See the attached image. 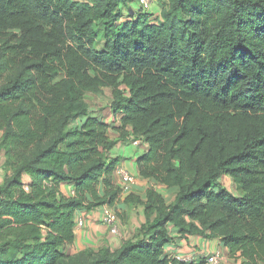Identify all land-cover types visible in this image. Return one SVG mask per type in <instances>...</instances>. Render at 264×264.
Here are the masks:
<instances>
[{
	"label": "trees",
	"instance_id": "trees-1",
	"mask_svg": "<svg viewBox=\"0 0 264 264\" xmlns=\"http://www.w3.org/2000/svg\"><path fill=\"white\" fill-rule=\"evenodd\" d=\"M132 2L0 0V264H204L165 255L171 231L264 264V0ZM103 88L119 139L147 145L138 178L170 202L122 198L86 101ZM121 201L142 207L131 238L70 250L76 210Z\"/></svg>",
	"mask_w": 264,
	"mask_h": 264
},
{
	"label": "crops",
	"instance_id": "crops-1",
	"mask_svg": "<svg viewBox=\"0 0 264 264\" xmlns=\"http://www.w3.org/2000/svg\"><path fill=\"white\" fill-rule=\"evenodd\" d=\"M151 7V9L154 8V6ZM106 93L109 100H104L103 106L101 105L102 111L96 112L95 109L90 110L92 114L109 124V135L115 140V144L108 152V156L111 158H117V165L124 167L129 173L136 177L135 184L125 186L117 176H114L115 182L122 188V198L129 193H133L143 199L146 190L154 187L157 191L164 194L167 201L170 202L174 195V190L167 189L161 185H155L152 181L140 180L138 178L136 160L146 151L147 145L144 142H142L141 145H135L133 143L134 139L130 135L126 136L125 140L119 139V134L114 129V127L118 126V117L114 118L109 108V102L111 100L110 89L103 88L102 92L95 96H100ZM24 181L26 183L27 178H25ZM59 191L65 196H71L73 192L72 184L67 182L61 183L59 185ZM115 209L118 218L119 216L122 218V220L120 219V222H118L120 225L118 236H112L108 232L107 227L103 225L101 220L102 207L90 210L86 208L76 210L75 219L82 218L84 223L82 226L75 228L74 242L69 247L70 250L78 251L87 248L97 249L107 245L115 247L114 245L119 244V242L131 238L144 220L142 207H131L123 204L121 201L116 205ZM169 237V243L164 250V254L169 257H175L193 263L203 262L205 264L206 256L219 248L223 254V261L226 264H238L240 261L229 256L228 249L222 245L219 239H207L197 235H187L186 237H182L175 231H171Z\"/></svg>",
	"mask_w": 264,
	"mask_h": 264
},
{
	"label": "built area",
	"instance_id": "built-area-1",
	"mask_svg": "<svg viewBox=\"0 0 264 264\" xmlns=\"http://www.w3.org/2000/svg\"><path fill=\"white\" fill-rule=\"evenodd\" d=\"M139 6L144 10H149L152 6L154 0H135ZM135 145H141L142 141L137 139L133 140ZM115 176H117L125 186H130L135 184L136 177L129 173L124 167L117 165L114 170ZM27 189V186H24ZM102 223L107 227L110 234L118 236L119 235V226L116 212L110 208L108 205L102 206ZM84 220L82 218L77 219L76 227L82 226ZM113 247V246H111ZM206 264H222L223 263V254L219 248L215 249L205 258Z\"/></svg>",
	"mask_w": 264,
	"mask_h": 264
},
{
	"label": "rangeland",
	"instance_id": "rangeland-1",
	"mask_svg": "<svg viewBox=\"0 0 264 264\" xmlns=\"http://www.w3.org/2000/svg\"><path fill=\"white\" fill-rule=\"evenodd\" d=\"M135 3V2H134ZM134 3H131L132 5V8L134 10H136L138 7L137 5L139 6V4L136 2V4ZM152 6H154V9H160L159 6H161V0H154L153 3H152ZM128 19V16L127 15H124L123 17V20H126ZM108 93V91H107ZM107 93L106 94H102L100 96H95V95H87L86 96V101L90 107V109H95L96 112H101L102 111V106H103V103H104V100H109L107 97ZM102 105V106H101ZM3 156L0 155V182L2 181V177H3V173L4 171L2 170V164H3ZM220 182L221 184L230 192L232 193H237V190H236V187H235V184L234 182L232 181V179L230 177H228L227 175H223L221 178H220ZM120 219L122 220L121 216H119L118 218V215H117V220L118 222H120ZM118 226H119V229H120V225L118 223ZM108 230V229H107ZM120 231V230H119ZM109 232V231H108ZM118 244L114 245V246H117ZM222 264H226L224 261Z\"/></svg>",
	"mask_w": 264,
	"mask_h": 264
},
{
	"label": "clouds",
	"instance_id": "clouds-1",
	"mask_svg": "<svg viewBox=\"0 0 264 264\" xmlns=\"http://www.w3.org/2000/svg\"><path fill=\"white\" fill-rule=\"evenodd\" d=\"M205 264H206V262H205Z\"/></svg>",
	"mask_w": 264,
	"mask_h": 264
}]
</instances>
